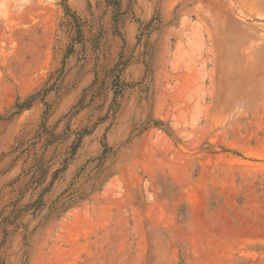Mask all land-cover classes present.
<instances>
[{
  "label": "rangeland",
  "instance_id": "374dc122",
  "mask_svg": "<svg viewBox=\"0 0 264 264\" xmlns=\"http://www.w3.org/2000/svg\"><path fill=\"white\" fill-rule=\"evenodd\" d=\"M0 264H264V0H0Z\"/></svg>",
  "mask_w": 264,
  "mask_h": 264
}]
</instances>
